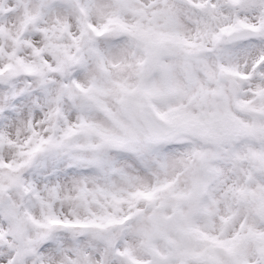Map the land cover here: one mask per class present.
Masks as SVG:
<instances>
[{
	"label": "snow or ice",
	"instance_id": "6c2138e0",
	"mask_svg": "<svg viewBox=\"0 0 264 264\" xmlns=\"http://www.w3.org/2000/svg\"><path fill=\"white\" fill-rule=\"evenodd\" d=\"M0 264H264V0H0Z\"/></svg>",
	"mask_w": 264,
	"mask_h": 264
}]
</instances>
